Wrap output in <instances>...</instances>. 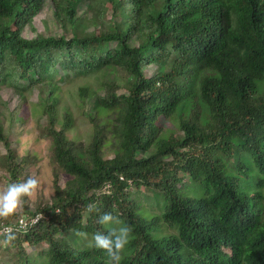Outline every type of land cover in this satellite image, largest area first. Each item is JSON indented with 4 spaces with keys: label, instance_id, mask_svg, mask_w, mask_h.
Listing matches in <instances>:
<instances>
[{
    "label": "trees",
    "instance_id": "trees-1",
    "mask_svg": "<svg viewBox=\"0 0 264 264\" xmlns=\"http://www.w3.org/2000/svg\"><path fill=\"white\" fill-rule=\"evenodd\" d=\"M46 2L61 33L26 38ZM94 74L99 87L73 96L91 127L83 141L69 136L78 115L60 85ZM3 88L25 102L40 90L54 154L52 200L31 209L26 198L0 220L39 217L0 245L19 264H109L76 233L125 225L120 264H264V0H0ZM1 101L0 166L22 182L38 157L19 155L11 129L28 109ZM105 212L121 225L100 224Z\"/></svg>",
    "mask_w": 264,
    "mask_h": 264
},
{
    "label": "rangeland",
    "instance_id": "rangeland-1",
    "mask_svg": "<svg viewBox=\"0 0 264 264\" xmlns=\"http://www.w3.org/2000/svg\"><path fill=\"white\" fill-rule=\"evenodd\" d=\"M129 11V7H126ZM89 11L88 4L83 3L79 6L78 13L80 15H84L86 11ZM105 14L109 15L110 10L107 8L105 10ZM33 27L35 28V33L31 28H26L24 32V36L26 38H34L36 34L38 35H49L52 33H61L58 29L57 24L54 20L53 8L49 2H46L43 10L34 18ZM101 26L96 25L95 28L99 29ZM153 68H150L149 71L152 72ZM102 74H94L91 76L80 78L77 84H73L68 82L67 84L62 83V107L69 108L73 114H77V122L75 124V128L69 132V136L80 139L83 141H87L89 135L91 134L90 124L87 123L86 119L83 116V110L76 107V104L80 103L75 96L77 93V89L82 86H88L92 91L99 87V80L102 78ZM40 90L35 89L31 91V93H27L26 102L24 100H15L14 92L11 89L3 88L0 91L1 103L11 102L12 108L19 110L20 105L24 104L27 106L28 114L27 117L24 118V121H18L14 123V126L11 129V141L12 146L17 150L20 156L25 154H34L38 157V161L36 164L28 169L25 173L28 176H34L40 180V188L36 193L35 198L28 199V204L31 209L36 208L38 205H43L49 203L52 200V197L55 194L54 187V177H55V165L53 163L54 154L52 148V140L47 132L46 126H43L41 122H39V114L40 107L38 102ZM26 103V104H25ZM16 110V111H17ZM90 110V108H87ZM85 112V111H84ZM8 114L7 111H5ZM159 125L161 129L168 130L167 128L172 127V122L169 123L160 121ZM179 138V134H172L170 139L171 141H177ZM6 154V150L4 146L0 144V157ZM7 174L4 172L2 167L0 166V189H3L7 186L6 180ZM69 178L66 175L60 174V184L62 187L66 184ZM146 195L149 197H154L155 193L150 189H145ZM146 206V205H145ZM150 212L153 214H159L160 212L156 209L149 208ZM17 212L22 215V208H20ZM21 218L17 219L19 221ZM88 241V240H86ZM47 248V247H44ZM3 247L0 249V264H19L18 260L15 256L13 250H5ZM36 249L32 248L31 251H35ZM40 250L35 253V259L39 263L40 262ZM34 255V254H33ZM32 255V256H33Z\"/></svg>",
    "mask_w": 264,
    "mask_h": 264
},
{
    "label": "clouds",
    "instance_id": "clouds-1",
    "mask_svg": "<svg viewBox=\"0 0 264 264\" xmlns=\"http://www.w3.org/2000/svg\"><path fill=\"white\" fill-rule=\"evenodd\" d=\"M39 188L40 180L34 176H29L22 182L9 183L0 189V220H7L15 215L26 202V198H35ZM85 211L89 214L97 211L96 204L89 203ZM98 222L102 225H121L119 218L111 212L100 215ZM130 233L131 228L125 225L112 228L107 235L97 232L90 239L86 232H77L76 235L88 240L90 248L94 247L106 252L110 257L109 264H120L121 254L129 243ZM0 236L4 237L3 240H0V245L5 247L10 246L16 239L15 230L11 226L0 228Z\"/></svg>",
    "mask_w": 264,
    "mask_h": 264
},
{
    "label": "built area",
    "instance_id": "built-area-1",
    "mask_svg": "<svg viewBox=\"0 0 264 264\" xmlns=\"http://www.w3.org/2000/svg\"><path fill=\"white\" fill-rule=\"evenodd\" d=\"M38 219H39V217H37L34 220H32V222H29L28 218L21 217V219L19 221H17L15 224L9 225V226L13 227L15 232L18 231V230L24 231V230L27 229L29 223H30V225L35 224L38 221ZM33 221H35V223H33ZM5 226H8V225L2 224L1 228L5 227ZM0 237H2V236H0Z\"/></svg>",
    "mask_w": 264,
    "mask_h": 264
}]
</instances>
